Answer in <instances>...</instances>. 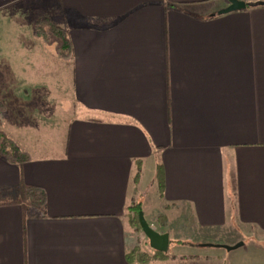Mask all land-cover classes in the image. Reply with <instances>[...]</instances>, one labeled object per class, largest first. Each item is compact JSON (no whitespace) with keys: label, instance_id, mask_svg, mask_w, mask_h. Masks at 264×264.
Masks as SVG:
<instances>
[{"label":"crops","instance_id":"1","mask_svg":"<svg viewBox=\"0 0 264 264\" xmlns=\"http://www.w3.org/2000/svg\"><path fill=\"white\" fill-rule=\"evenodd\" d=\"M41 1L0 5L1 130L31 158L0 157V264H179L170 248L182 235L208 243L232 229L233 243L264 244V7L218 16L228 0ZM45 18L72 45L62 61L74 117L55 155L34 147L54 144L58 57L34 35ZM23 185L45 192L43 210L7 204ZM148 192L169 247L141 262L126 208Z\"/></svg>","mask_w":264,"mask_h":264},{"label":"rangeland","instance_id":"2","mask_svg":"<svg viewBox=\"0 0 264 264\" xmlns=\"http://www.w3.org/2000/svg\"><path fill=\"white\" fill-rule=\"evenodd\" d=\"M14 2L11 6L10 3ZM7 4L9 8H33L34 6L39 5L37 8L45 9L43 6V2L41 0H0V5ZM6 8V7H5ZM36 14L34 11L31 14ZM30 14V15H31ZM29 16V14H27ZM54 16V15H53ZM52 16V17H53ZM25 24V23H24ZM61 25V24H60ZM65 63L58 59H54L53 64V73L52 78L54 80V94H53V105H54V126H53V133L52 129L48 128V138L53 140V145L48 144V149L42 148L43 146L40 145L39 142L34 147L37 148L39 154H43L46 152L52 153L55 155L60 151V148L63 146L66 137L67 131V124L70 119L74 117V110H75V102L71 98L69 87H70V78L68 71L65 67ZM50 103V102H49ZM36 102L34 103L35 106ZM33 107V105L31 106ZM49 122V121H48ZM51 123V122H50ZM40 130V128H39ZM43 131H45L43 129ZM53 136V137H52ZM47 145V144H46ZM21 147L23 149L32 150L28 145L21 143ZM45 147V146H44ZM37 153V154H38ZM147 177L148 174H145V178L143 179L142 184L139 186L140 189H145L147 186ZM146 198H143L141 203L143 216L147 223L154 229V230H164L162 223L158 219V215L160 211L157 209L158 206V199L153 198L151 193H146ZM156 205V206H155ZM161 218V217H160ZM169 227H165L167 230L175 229V224L173 218H170ZM237 230L232 229L228 230L225 234L217 239H213L212 241H208V243L204 241L203 237L197 236V234L192 233L190 235H182V239L180 240L183 242L182 244H177L174 246L175 248L171 247L170 250L178 253V255L183 257H194V256H211L213 257L208 264H234V262L241 260L244 262H251L254 263L256 258L264 257V244L256 241L255 239H242L238 243H242L243 245L236 250L233 251H226L220 247L227 246L232 247L238 243H233L234 238L236 237ZM138 236L140 234L136 233ZM143 234V233H142ZM188 234V233H185ZM146 239V238H145ZM174 239V237H173ZM203 239V240H202ZM143 241V240H142ZM141 241V242H142ZM213 245L218 247H203L202 245ZM145 248V247H144ZM173 249V250H172ZM261 254V255H260ZM220 257V258H218ZM180 258V257H179ZM236 259V261L234 260ZM179 260V259H176ZM181 261V260H180ZM207 262V261H205ZM180 263V262H178Z\"/></svg>","mask_w":264,"mask_h":264},{"label":"trees","instance_id":"3","mask_svg":"<svg viewBox=\"0 0 264 264\" xmlns=\"http://www.w3.org/2000/svg\"><path fill=\"white\" fill-rule=\"evenodd\" d=\"M34 35L49 46H53L57 57L64 61L71 60L72 45L67 32L52 19H42L34 26ZM6 113V106L0 102V157L9 164L23 165L28 163L31 158L27 152L20 150L1 130V121ZM8 205H19L23 209L31 208L43 210L46 205L45 192L37 187L21 186L13 197L7 202ZM126 212L132 215L131 228L134 234V245L129 256L141 262H150L154 257H165L167 254L152 252L151 255L143 251V248L151 251L148 241L139 226L138 214L142 212L141 204L133 203L126 208ZM136 233L140 234L138 236ZM143 240V241H142ZM142 241V242H141ZM181 260V261H180ZM211 258L204 257H182L177 260L179 264H208ZM207 261V262H205Z\"/></svg>","mask_w":264,"mask_h":264},{"label":"water","instance_id":"4","mask_svg":"<svg viewBox=\"0 0 264 264\" xmlns=\"http://www.w3.org/2000/svg\"><path fill=\"white\" fill-rule=\"evenodd\" d=\"M228 7L225 9L217 12L218 16L229 14L231 12H237L246 9L247 7L254 6V7H264V1L257 2L253 5L245 4L243 2L237 0H228ZM138 222L140 229L148 241V246L151 250L157 253H167L169 247V235L164 233L160 234L156 232L145 220L143 213L139 212L138 214ZM243 244L238 243L232 247L222 246L220 248L225 249L226 251H233L241 247ZM203 247H218L213 245H202Z\"/></svg>","mask_w":264,"mask_h":264}]
</instances>
